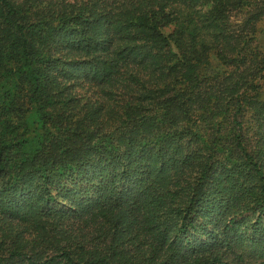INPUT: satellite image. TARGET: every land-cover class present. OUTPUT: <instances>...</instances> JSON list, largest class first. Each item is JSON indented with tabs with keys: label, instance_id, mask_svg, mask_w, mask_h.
I'll return each mask as SVG.
<instances>
[{
	"label": "trees",
	"instance_id": "16d2710c",
	"mask_svg": "<svg viewBox=\"0 0 264 264\" xmlns=\"http://www.w3.org/2000/svg\"><path fill=\"white\" fill-rule=\"evenodd\" d=\"M264 0H0V264H264Z\"/></svg>",
	"mask_w": 264,
	"mask_h": 264
},
{
	"label": "rangeland",
	"instance_id": "374dc122",
	"mask_svg": "<svg viewBox=\"0 0 264 264\" xmlns=\"http://www.w3.org/2000/svg\"><path fill=\"white\" fill-rule=\"evenodd\" d=\"M258 41L260 42V45L264 49V23L261 25V31L258 36Z\"/></svg>",
	"mask_w": 264,
	"mask_h": 264
}]
</instances>
